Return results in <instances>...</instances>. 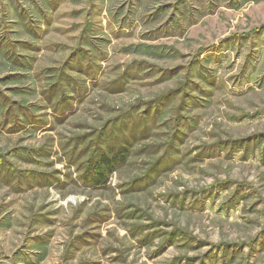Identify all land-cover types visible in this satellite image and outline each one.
Masks as SVG:
<instances>
[{"label": "rangeland", "instance_id": "374dc122", "mask_svg": "<svg viewBox=\"0 0 264 264\" xmlns=\"http://www.w3.org/2000/svg\"><path fill=\"white\" fill-rule=\"evenodd\" d=\"M0 264H264V0H0Z\"/></svg>", "mask_w": 264, "mask_h": 264}, {"label": "trees", "instance_id": "16d2710c", "mask_svg": "<svg viewBox=\"0 0 264 264\" xmlns=\"http://www.w3.org/2000/svg\"><path fill=\"white\" fill-rule=\"evenodd\" d=\"M123 156V153L119 152L115 156H108L102 154L100 160L96 163L94 171L91 172V178L95 181L96 184H101L103 178L108 176L109 173L114 171V163L118 161L119 157Z\"/></svg>", "mask_w": 264, "mask_h": 264}]
</instances>
